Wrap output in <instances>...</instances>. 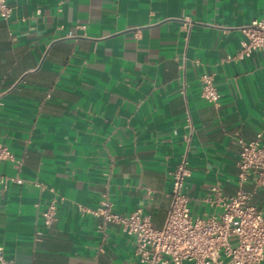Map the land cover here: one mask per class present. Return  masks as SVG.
<instances>
[{
	"label": "crops",
	"instance_id": "1",
	"mask_svg": "<svg viewBox=\"0 0 264 264\" xmlns=\"http://www.w3.org/2000/svg\"><path fill=\"white\" fill-rule=\"evenodd\" d=\"M8 2L11 15L0 16V141L21 162L0 161V174L21 182L0 185L7 259L139 264L133 237L92 211L106 196L114 211L141 208L162 225L169 172L186 149L185 107L190 212L218 211L209 189L235 192L236 137L261 132L264 146V52L227 59L240 48V26L264 23V0ZM203 73L221 94L216 105L200 96ZM53 193L62 199L44 225L40 211ZM251 202L264 216V186Z\"/></svg>",
	"mask_w": 264,
	"mask_h": 264
},
{
	"label": "built area",
	"instance_id": "2",
	"mask_svg": "<svg viewBox=\"0 0 264 264\" xmlns=\"http://www.w3.org/2000/svg\"><path fill=\"white\" fill-rule=\"evenodd\" d=\"M13 7L8 0H0V16L7 18ZM242 33L240 48L227 59H241L253 51L264 52V23L253 20L239 27ZM181 69L183 65L180 64ZM181 83H183L181 77ZM184 95V86L179 89ZM200 96L217 104L220 92L211 74L200 76ZM187 132L184 135L186 149L181 159L169 172L171 188L165 218L160 227L151 224L149 215L141 208L127 214L113 210V204L104 196L99 206L92 211L100 216L103 223H115L133 237L134 256L139 264H261L264 259V216L251 202L252 196L264 186V146L262 133L257 132L252 140L237 136L239 146L237 159V188L233 194L224 195L218 185L210 187L212 202L218 211L200 217L190 212L189 199L184 191L185 178L189 174L187 150L193 125L190 113L185 107ZM8 160L16 167V159L9 148L0 141V161ZM21 182V179L0 174V185L8 180ZM41 189L44 185L38 183ZM246 185H249L247 187ZM52 191V189H50ZM206 200H210V197ZM62 197L53 193L51 199L40 211L42 223L51 224L56 219V209ZM40 203H36L38 207ZM0 264H14L4 255L0 245Z\"/></svg>",
	"mask_w": 264,
	"mask_h": 264
}]
</instances>
